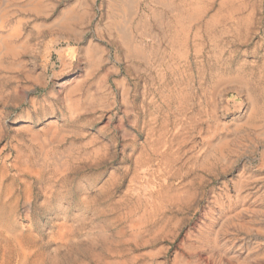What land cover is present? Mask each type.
I'll return each mask as SVG.
<instances>
[{
    "label": "rangeland",
    "instance_id": "rangeland-1",
    "mask_svg": "<svg viewBox=\"0 0 264 264\" xmlns=\"http://www.w3.org/2000/svg\"><path fill=\"white\" fill-rule=\"evenodd\" d=\"M0 264H264V0H0Z\"/></svg>",
    "mask_w": 264,
    "mask_h": 264
},
{
    "label": "bare ground",
    "instance_id": "bare-ground-1",
    "mask_svg": "<svg viewBox=\"0 0 264 264\" xmlns=\"http://www.w3.org/2000/svg\"><path fill=\"white\" fill-rule=\"evenodd\" d=\"M88 53H90V54H91V51H90V52H88ZM88 53H87V54H88ZM85 54H86V53H85Z\"/></svg>",
    "mask_w": 264,
    "mask_h": 264
}]
</instances>
